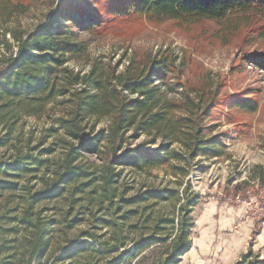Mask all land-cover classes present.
I'll use <instances>...</instances> for the list:
<instances>
[{
	"label": "trees",
	"instance_id": "1",
	"mask_svg": "<svg viewBox=\"0 0 264 264\" xmlns=\"http://www.w3.org/2000/svg\"><path fill=\"white\" fill-rule=\"evenodd\" d=\"M94 1L95 8L87 11L75 2L62 0L45 25L23 37H14L16 50L0 65V131L9 134L25 117L46 115L50 121L48 133L53 136L61 131L57 140L64 146L62 157L54 161L30 156L0 161V196L16 190L20 178H25L22 186L26 208L12 219L11 229L22 232L24 251L20 260L23 264H43L50 250L51 230L47 226L54 223L46 225L31 209L62 198L73 208L79 200L74 196L84 194L86 197L81 200L107 204L110 216L100 222L118 239L111 246L100 243L99 250L86 240L67 249L59 248L53 253L59 256L51 264L89 251L96 252L93 254L99 260L97 264H179L192 247L195 223L191 214L200 203V195L191 191L186 179L190 163L198 157L210 159L225 154V144L218 136H209L205 124L222 84L213 87L209 73L192 81L181 80L182 73L177 71L176 59L168 49L154 54L134 53L120 72L95 63L86 72H74L66 64L81 57L85 46L67 23L94 31L116 20L188 25L215 21L220 22L217 37L228 41L231 35L260 21L264 29V0ZM27 7L21 1L0 3V18L23 13ZM73 15L78 19L74 20ZM243 60L264 70V53ZM176 88L183 93L180 99L168 96ZM57 99H61L59 105L63 109L53 117L50 105ZM231 106L246 113L257 110V103L244 97L236 98ZM103 120L106 126L96 129ZM142 135L150 137V141L131 147ZM159 139L161 143L155 149L143 148ZM174 144L180 149H173ZM4 145L0 139V146ZM52 152L50 145L42 154ZM84 155L102 159L103 172L85 163ZM28 160L31 167L24 166ZM125 170H164L173 181L155 186L132 180L126 188H136L135 193L121 201L119 196L126 192L120 181ZM39 172L43 173L38 177ZM30 180L39 184L34 192L27 188ZM248 188L247 182L235 185L233 196L240 193L246 197ZM92 194L97 195L96 199L90 197ZM121 204L129 206L122 215ZM262 222L264 217L254 224L247 252L233 264H264L260 250L253 251V242L260 233L258 224ZM124 231L127 235L122 236ZM83 237L96 239L88 234Z\"/></svg>",
	"mask_w": 264,
	"mask_h": 264
},
{
	"label": "rangeland",
	"instance_id": "2",
	"mask_svg": "<svg viewBox=\"0 0 264 264\" xmlns=\"http://www.w3.org/2000/svg\"><path fill=\"white\" fill-rule=\"evenodd\" d=\"M19 1L28 4L25 12L10 13L0 18V65L15 52L14 37H23L33 29L45 25L62 0H0V3ZM69 1L81 5L87 11L95 8L94 0ZM73 19L77 20L78 16L73 15ZM261 23L260 21L231 35L228 41L217 37L220 22L215 21L188 25L175 21L151 24L144 19L116 20L94 31L80 29L73 22L67 23L69 29L85 46L81 57L66 64L74 72H86L94 63L104 65L109 70L116 68V71L120 72L127 66L134 53L154 54L168 49L176 59L177 71L182 73L181 80L187 78L192 81L202 74L209 73L213 87L218 83L222 84L216 106L205 124L210 130L207 134L218 136L225 144V154L219 158L198 157L190 163L186 179L189 180L191 191L200 195V203L193 208L191 214L195 223L191 234V251L182 257L179 264H218V254L230 246V239L235 231L240 229V225L246 222V219H250V224H255L264 217V214H261L257 219L251 220L249 211L232 202H225L223 198L242 197L240 193L233 196L232 192L233 187L242 182L248 183L252 197L256 194V186L264 190V70L243 60L246 56L264 53V29ZM154 84H157L156 80ZM168 96L180 99L183 93L181 89L176 88ZM242 97L257 103L254 113L241 112L231 106L232 101ZM60 101L61 99H57V103L50 105L53 117L60 115L63 109L59 105ZM49 125L50 121L46 115L41 118L25 117L9 134L0 131V139L5 141V145L0 146V161H15L23 156L41 157L50 161L60 159L64 152V146L57 140L61 131L52 136L47 131ZM105 126L106 122L103 120L97 124L96 129ZM148 141L150 137L142 135L131 143V147ZM160 143L159 139L156 144H146L143 148L155 149ZM50 145L53 152L42 154L43 149ZM173 149L179 150V145L174 144ZM83 161L91 164L97 171L104 170L102 159L98 157L84 155ZM29 163L30 160L26 161L24 166L31 167ZM42 173H37L38 177ZM44 174L49 176L48 172ZM132 180L141 184L161 186L173 181V178L164 170L148 173H132L125 170L120 179L122 191L126 189V192L119 196L121 201L128 200L135 193L136 188L129 191L126 188L127 183ZM24 181L25 178H20L16 190L2 192L0 196V264H23L20 260L24 251L22 232H12L11 229L14 223L12 219L26 208L22 186ZM36 182L30 180L27 188L30 187L34 192L39 186ZM31 185L35 188H31ZM74 197L79 200L73 208L62 198L38 204L31 209L46 225L54 223L47 226L48 231L51 230L48 236L50 250L43 264H51L53 259L59 256L53 255L55 250L67 249L81 240L88 241L93 244L95 250H99L100 243L111 246L118 239L110 228L100 222V219L110 216L106 203L98 205L94 201L81 200L86 197L84 194ZM90 197L96 199L97 195L92 194ZM121 205L122 215L129 206ZM157 208L159 207L156 206L155 209ZM235 212L240 215L234 214ZM223 218L230 222L235 218L234 224L230 223L231 225L223 228L220 223ZM126 223L129 224L130 221ZM258 225L264 228V222ZM124 229L128 230L127 227ZM87 234L96 239L83 237ZM125 235L127 231L122 234ZM129 235L132 237V234ZM249 241L250 239L245 246L246 252ZM253 251H257L254 244ZM93 253L96 252L80 253L56 264H97L99 260ZM260 253L264 259V246ZM51 256L54 257L50 260Z\"/></svg>",
	"mask_w": 264,
	"mask_h": 264
},
{
	"label": "crops",
	"instance_id": "3",
	"mask_svg": "<svg viewBox=\"0 0 264 264\" xmlns=\"http://www.w3.org/2000/svg\"><path fill=\"white\" fill-rule=\"evenodd\" d=\"M234 214L240 215L239 212H235ZM234 221L235 218L232 219L231 222L226 221L225 218H223V220L220 219V223L223 228H225V226L227 225H231L230 223L234 224ZM252 223L253 222H251L250 224V219H246V222H243L240 225V229L235 231V234L230 239L232 240L230 246L228 248H224V252H220L218 254L219 257L218 264H233L235 261L239 259L240 255L246 252L245 246L247 241L250 239V235L252 231L251 229L254 227V224ZM253 244L256 250L262 251L264 246V228H260V233L256 236V239L254 240ZM223 247L225 246L223 245Z\"/></svg>",
	"mask_w": 264,
	"mask_h": 264
},
{
	"label": "built area",
	"instance_id": "4",
	"mask_svg": "<svg viewBox=\"0 0 264 264\" xmlns=\"http://www.w3.org/2000/svg\"><path fill=\"white\" fill-rule=\"evenodd\" d=\"M256 194L254 197L251 196V191L246 190V197L235 196L232 199H226L223 196L225 202H232L236 205L243 207L244 210L250 212L251 220L257 219L261 214H264V190L256 186Z\"/></svg>",
	"mask_w": 264,
	"mask_h": 264
}]
</instances>
